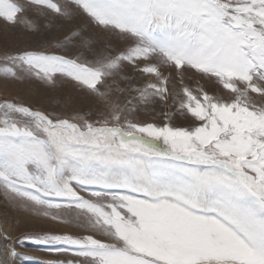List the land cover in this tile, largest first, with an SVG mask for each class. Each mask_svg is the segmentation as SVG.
<instances>
[{
  "label": "snow or ice",
  "instance_id": "snow-or-ice-1",
  "mask_svg": "<svg viewBox=\"0 0 264 264\" xmlns=\"http://www.w3.org/2000/svg\"><path fill=\"white\" fill-rule=\"evenodd\" d=\"M0 20L58 33L0 75L95 104L0 100V198L77 229L0 226V264L24 239L47 264H264V0H0Z\"/></svg>",
  "mask_w": 264,
  "mask_h": 264
},
{
  "label": "rangeland",
  "instance_id": "rangeland-1",
  "mask_svg": "<svg viewBox=\"0 0 264 264\" xmlns=\"http://www.w3.org/2000/svg\"><path fill=\"white\" fill-rule=\"evenodd\" d=\"M56 35L58 33L43 31L33 33L21 25L6 24L0 20V51L43 45ZM13 98L36 109L55 111L62 115L84 112L95 107L90 97L67 82H58L55 88H49L39 81L5 79L0 75V100ZM0 226L11 232L14 241L27 235L77 231L74 225L53 222L42 215L14 207L3 198H0ZM15 247L22 254L15 258V264H47L49 260L57 258L44 245L33 240H20Z\"/></svg>",
  "mask_w": 264,
  "mask_h": 264
}]
</instances>
